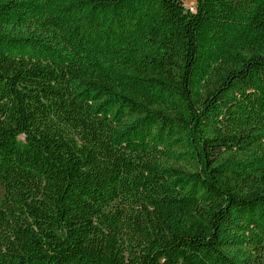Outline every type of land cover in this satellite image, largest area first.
Masks as SVG:
<instances>
[{
  "label": "trees",
  "instance_id": "16d2710c",
  "mask_svg": "<svg viewBox=\"0 0 264 264\" xmlns=\"http://www.w3.org/2000/svg\"><path fill=\"white\" fill-rule=\"evenodd\" d=\"M0 0V264H264V0Z\"/></svg>",
  "mask_w": 264,
  "mask_h": 264
},
{
  "label": "rangeland",
  "instance_id": "374dc122",
  "mask_svg": "<svg viewBox=\"0 0 264 264\" xmlns=\"http://www.w3.org/2000/svg\"><path fill=\"white\" fill-rule=\"evenodd\" d=\"M184 5L188 8V7H194L195 4V0H182ZM2 194V188L0 187V196Z\"/></svg>",
  "mask_w": 264,
  "mask_h": 264
},
{
  "label": "built area",
  "instance_id": "2783aa9c",
  "mask_svg": "<svg viewBox=\"0 0 264 264\" xmlns=\"http://www.w3.org/2000/svg\"><path fill=\"white\" fill-rule=\"evenodd\" d=\"M189 9H190V10H192V8H191V7H190Z\"/></svg>",
  "mask_w": 264,
  "mask_h": 264
}]
</instances>
